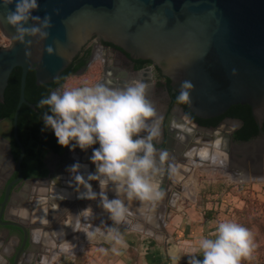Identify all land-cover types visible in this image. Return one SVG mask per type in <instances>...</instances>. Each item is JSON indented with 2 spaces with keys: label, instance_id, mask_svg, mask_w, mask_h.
<instances>
[{
  "label": "water",
  "instance_id": "1",
  "mask_svg": "<svg viewBox=\"0 0 264 264\" xmlns=\"http://www.w3.org/2000/svg\"><path fill=\"white\" fill-rule=\"evenodd\" d=\"M38 3L39 10L33 15L43 18L50 14L53 27L49 38L42 43H36L33 38L29 49L32 55L27 59L24 45L15 43L10 47L15 30L5 18L14 5L8 8L0 6V32L8 40L7 45H0V104L4 103L12 70L21 68L20 93L14 117L1 120L0 125L15 127V137L21 148L19 163L24 156V147L16 133L18 114L23 104L37 110L35 104L25 98L28 72L34 71L36 85L51 83L89 40L98 37L118 47L131 59L151 61L178 93L180 83L190 81L194 90L191 103L186 105L199 119L219 117L234 105H248L258 135L249 140L234 141V132L243 125L241 119L227 118L225 122L207 127L194 122L186 114L194 132L182 133L175 128L176 131L171 133L173 140L177 131L179 134L175 140V159L180 161L189 149L219 141L228 157L227 170L233 180L264 181V0H38ZM57 9L59 15L55 14ZM48 45H52L57 54L49 56L44 52ZM233 69L237 72L235 76L231 74ZM179 110L183 112L182 107ZM182 135H185L184 139ZM166 148L173 149L171 145ZM68 154L69 149L66 148L60 156V166L51 174V182L55 183L60 194L54 198L63 204L74 200L69 201V190L79 198L77 183L74 178L70 179V166L65 165L70 158ZM76 162L82 165L78 174L85 179L95 172L91 161ZM176 162L165 160L161 172L155 177V183L164 192L170 179L169 168ZM68 180H71L70 187L65 184ZM93 183L99 185L96 181H91ZM13 184L8 186L0 203V221ZM79 190L82 192L83 187L80 186ZM87 201L80 198L79 207L92 204V201ZM27 202L16 205L11 214L15 215ZM155 207L157 211L158 204ZM14 219L16 221L3 223L15 227L23 235V243L9 264L17 263L19 253L31 235L28 231L30 226L19 222L15 216ZM162 224L166 226V223ZM1 258L8 260L2 252ZM37 260L40 262V256Z\"/></svg>",
  "mask_w": 264,
  "mask_h": 264
},
{
  "label": "clouds",
  "instance_id": "2",
  "mask_svg": "<svg viewBox=\"0 0 264 264\" xmlns=\"http://www.w3.org/2000/svg\"><path fill=\"white\" fill-rule=\"evenodd\" d=\"M7 14L6 23L14 28L12 47L20 43L25 47L26 59L31 57L33 38L42 43L50 36L53 27L51 15L43 18L33 15L39 10L38 0H0V6H13ZM59 9L55 14L59 15ZM31 23V27H27ZM44 52L49 56L57 54L52 45ZM233 76L237 74L233 69ZM154 83V82H153ZM150 84L143 79H131L122 87H109L102 82L84 83L65 88L61 86L41 98L39 108L43 109L41 120L44 128L50 129L57 144L69 151L79 148L86 151L93 145L90 157L95 172L87 178L79 173L82 165L74 163L68 169L75 175L79 198L100 199V206L113 222L107 234L99 226L86 235L90 239L104 238L120 248H127L118 225L129 223L134 215L127 202L138 201L147 210L164 199L165 192L155 183L161 172V165L167 159V152H160L156 141L161 135L162 117L148 99ZM194 86L190 81L180 83L177 104H190ZM91 181L99 184L101 191H93ZM109 185L114 186L116 198L109 199ZM80 186L85 191L80 192ZM93 218L91 206L73 217V230H79L83 219L90 223ZM136 230L142 231L137 227ZM115 250V249H114ZM255 244L252 232L231 219L220 221L209 235L197 238L190 264H244L253 259ZM198 257H202L199 259ZM175 260V258H174Z\"/></svg>",
  "mask_w": 264,
  "mask_h": 264
},
{
  "label": "flooded vegetation",
  "instance_id": "3",
  "mask_svg": "<svg viewBox=\"0 0 264 264\" xmlns=\"http://www.w3.org/2000/svg\"><path fill=\"white\" fill-rule=\"evenodd\" d=\"M91 71H94L93 74L90 73ZM73 77L85 78L82 81H77L78 83H76L74 87L80 86L84 83L94 84L97 82H102L109 87H122L127 81L134 78L143 79L145 82L149 83L150 87L148 89V99L153 103L158 115L162 117L161 135L155 142L156 147L160 152L162 150H167V152H169L166 160L170 163H172V159L179 161L175 159V155L177 153V144L175 140L179 135L177 132H190L187 130V127H190L192 123L187 119L186 114L189 115L194 122H198L201 126H205L200 123L198 120L199 118L195 119L186 112L183 106L175 102L174 97H177L179 93L172 89L168 78L163 76L160 70L151 61L131 59L129 55L121 51L118 47L105 43L98 37H93L89 40L82 50L74 57L72 63L60 74V76L53 82L47 83L49 84V91L47 92V95H49L52 90L60 88L61 86L66 88L71 85L69 82ZM33 104H35L37 109L36 112L38 113V120L34 122L31 127L26 126L20 128L19 114L17 118L16 133L18 140L24 147V156L20 163L19 157L21 154V148L15 137V127H10L7 124L0 125V203L4 199L8 186L14 182L10 188L9 198L4 206L3 216L1 217L2 220L0 221V252H2L8 259L4 260V264H9V262L11 263L13 259H15V256L21 249L23 235L18 233L15 227L6 226L3 222L6 220L16 221L14 219V214H11V212H13V209L17 208V206H21L19 203L25 202V200L28 201L30 194L35 195V193L39 190L46 192L45 188H47V193L52 188H55L56 190L55 183L51 182V174L58 169V166H60V156H63L64 151L66 150V148L57 144L54 133L50 129L42 131L44 128L43 121L41 120L43 109L41 111L37 108L39 102ZM181 107L183 108V112L179 110ZM13 117L14 115L11 117H2L0 118V121L5 118L13 119ZM227 118L231 117L222 115L218 124L225 122ZM211 119L214 118L202 120L208 122ZM242 126L238 127L234 134ZM175 127L179 130L176 134H174L175 140H173L171 133L176 131ZM182 138L184 139L185 135ZM24 140L28 143V145L33 147L35 151L34 153L28 154ZM234 141L237 140L234 139ZM167 145H171L173 149L166 148ZM98 147L99 145L97 144L93 145L86 151H81L79 148H76L74 151H69L68 155L70 158L67 160L68 163H65V165L71 166L73 163L80 160L91 161L90 157L93 149ZM180 167L181 164L176 162L169 168L171 172L170 184L168 182L164 200L160 203H164L170 195L171 189L175 186L172 178L175 179L178 177V172H181ZM74 177L73 173H70V179ZM65 184L67 187H70L69 185L71 184V180L66 181ZM110 186L112 187V185H109V188ZM92 188L93 191L97 193L101 190L99 185L94 183ZM83 191L85 190L83 189ZM112 191H114V189L110 192ZM69 192L70 195H73L74 193L71 190H69ZM115 193L116 192L113 194ZM48 195L50 194L48 193ZM56 195L59 196L60 194L57 192ZM74 196L76 197V195ZM79 199L80 198H75L78 202ZM76 203L77 202H66L63 204L62 201L55 199L54 197L49 198L45 204L43 203L45 211H42L41 214H46L52 221L56 219L59 221L62 219L63 221L61 222L67 229L63 232L62 228L57 225L54 233L65 238L70 236V230L68 229H70L71 225L74 224L73 217L76 215L77 206L79 211V205L75 206ZM160 203H158V209ZM98 205H100V203ZM87 207L89 206H84L82 209ZM68 213L70 215L67 217L64 216ZM90 224L91 221L90 223L85 222V225ZM32 243L33 238L29 234L25 246L19 253L16 264H40L39 261H33L32 256H34V253L38 254V250L37 248L30 246ZM0 264H2L1 259Z\"/></svg>",
  "mask_w": 264,
  "mask_h": 264
},
{
  "label": "rangeland",
  "instance_id": "4",
  "mask_svg": "<svg viewBox=\"0 0 264 264\" xmlns=\"http://www.w3.org/2000/svg\"><path fill=\"white\" fill-rule=\"evenodd\" d=\"M2 44L7 45L8 40L5 37H3L0 32V45ZM93 72L94 71H91L90 73L93 74ZM83 79L85 78L84 77L71 78L69 84H71L72 86L69 85L66 88L74 87L75 84L78 83L77 81L80 80L82 81ZM203 145L204 147H207L206 144ZM200 147L203 146H199L198 149ZM210 148H208V150L206 149L209 155H212L214 151L216 152L218 150V148L216 147H213L212 149ZM187 157L189 156L187 155V153H185V157L181 158L183 161L181 159L180 161H177L178 164H181L180 170H182V165L183 166L185 165V167H187V163H188V161L186 160ZM225 162L226 165L224 166L227 169L229 164L227 161ZM229 173L231 176L228 174L225 175V173L221 172V170L219 169L206 170V169H201L200 167H196L195 176H188V179H194L193 188L190 190L189 193H184V197H182L178 201L179 204L178 207L172 209L171 214L170 213L166 214L167 221H166V226L164 227L166 228L168 227L167 229H169V227L174 228V229L170 228V231L172 230V233L174 232V235L175 234L177 235V233L179 234V231H181L184 228L187 229L188 227V230L191 234L192 231L191 229H194L193 230L194 232L196 231L195 228L199 227L200 224H204V226H202V230L200 231V234L203 233L204 235H209L214 231L209 228L210 224L215 228L217 224L224 219L235 220L236 222L247 227L253 234V239L255 244L253 259L251 261H245L244 264H264V181L260 182L258 181V179L236 181L233 180V176L231 172ZM177 176L178 177H176L175 179L172 178V181L174 182L175 185L174 187L179 186L177 182L179 179L182 178V172L179 171ZM169 184H170V179H169ZM111 190L112 187L110 186L107 194L108 193L113 194L115 192V190L110 192ZM168 199L169 196L165 201L167 202ZM99 201L100 199L98 197L96 200H94L95 206L94 205H90V206L94 210V212L96 209H98L99 210L98 213L100 214L99 217H101L102 213H104V210L100 205H98L100 203ZM132 202L134 203L136 201H132ZM166 202L160 203L159 209L156 214H155L156 207L154 209L149 208L150 210L153 211V212L149 211V214L152 215L150 218H154L155 215L160 213V211L162 210V206H164ZM82 210H83L82 207H79V211L81 212ZM68 215L70 214L68 213L65 214L64 216L67 217ZM169 215L170 217L168 218ZM102 218L104 217L102 216ZM61 221L63 220L62 219L59 220V223L57 225H59L64 232L67 229L64 227ZM160 222H162V220H160ZM83 226L84 225H82L81 228H79L81 229L82 234L85 233ZM191 226H193V228H191ZM118 227L122 235H124L126 232L127 233L133 232L130 235L128 234L126 235H128V237H132L133 239H137V237H140L138 234L134 233V231H132L130 228L129 230L121 225H119ZM85 228H88V225H85ZM85 236L86 235L84 234V238H82V242H85L86 244L84 243V246L82 247L83 249L81 248L82 250L81 251L79 250L81 256L86 254L90 257V259L93 260L95 264H102L103 261V259H101L102 257L105 259L107 257L108 259V256L112 252L114 253V251L108 249L103 243H100L103 238H97V239L88 238L87 240ZM145 237H146L145 239L147 240H150L151 238L148 235H146ZM92 241H94V243ZM69 247L71 248L74 246L69 245ZM129 253L135 254V252L132 250Z\"/></svg>",
  "mask_w": 264,
  "mask_h": 264
},
{
  "label": "crops",
  "instance_id": "5",
  "mask_svg": "<svg viewBox=\"0 0 264 264\" xmlns=\"http://www.w3.org/2000/svg\"><path fill=\"white\" fill-rule=\"evenodd\" d=\"M191 131L194 132L192 128L190 132ZM221 172H224L225 175L226 173L230 175L229 170L227 169ZM45 189L47 190V188ZM55 196L58 195L49 196L48 193L45 191L40 193V196L32 195V198L30 197L28 199V202L25 204V206L22 207V209H19V211H17L14 215L19 222H22L23 224L30 226L28 231L31 233V236L33 238V243L30 246L38 249V254L34 253L33 254L34 256H32L33 261L37 262L38 261L37 257L40 256L41 259L39 262L40 264L46 263V259L48 257V254L50 253V249L51 251L52 249H54V247L52 248V246L56 245L59 247L66 245L68 248H70L69 245L76 247L78 245H81L82 243L84 246L85 242H82V238H84V234L86 235L88 229L92 230L93 227L99 226L102 229V231H104L107 234L108 226L113 225V222L109 219V216L105 211L104 213H102L101 217H99L100 214L98 213L99 211L98 209H96L95 212L93 210V218L90 224L91 226L88 225V228H85V226H83L85 233L82 234L81 229L76 231V233L78 232L77 234L73 233V228L71 226L70 229H68L70 230L69 232L71 234L66 238L60 236L59 234L54 233L57 224L59 223L57 219L52 221L45 214L43 222H41L40 224L33 222L30 217L31 212L34 211L35 213L39 211L40 213V211H45L44 206L43 209L36 210V208H38L37 204L39 202L45 204V202L49 200V197L51 198ZM68 197L70 198L69 201L74 199L73 202H77L75 206L79 204V202L75 200L74 195H68ZM108 197L109 199H114L116 198V193L115 194L108 193ZM127 203L129 204L134 215L129 218L130 221L129 224L125 223V224H121V226H124L127 229L130 228L132 231H134V233L138 234L140 237H137V239L128 237V235H130L133 232L130 233L126 232L124 235L121 234L125 242L127 243V248H120L118 245H115L114 242L103 238L100 243H103L108 249L114 251V253L112 252L108 256V259L107 257L106 259L102 257L101 258L103 259L102 264H190L191 256L189 254L192 252V249L195 246L197 238L201 235L200 231L202 230V226H204V224H200L199 227L195 228L196 231L194 232H193L194 229H191L192 230L191 234L188 230V227L185 226L187 227V229L185 228L182 229L181 231H179V234L177 233V235L175 234L176 235L175 236L174 232L172 233V230L170 231V228L171 229L174 228L169 227V229H167L168 227L167 228L164 227V224H162L163 222H160V220L155 219L156 215L154 216V218H150L152 215L149 214V211L153 212L152 210L143 209L141 203L138 201L134 203L132 201ZM92 205L95 206V204ZM23 211L28 215H26V217L23 218L18 217L19 216L18 212H23ZM143 212L145 213L146 217L145 215L142 216ZM156 213L157 211L155 212V214ZM78 214L79 212L76 209L75 216H77ZM102 216L104 218H102ZM81 222H82L81 226L85 225V221L83 219H81ZM134 224H138V227L142 228V231L133 229L132 227H134L133 226ZM191 228H193V226H191ZM209 228L215 230V228L211 224ZM146 235L151 237L150 240L145 239ZM85 238L88 240L87 235L85 236ZM92 242L94 243V241ZM131 250L134 251L135 254H130L129 252H131ZM80 251L78 250L76 252H73L72 254L65 255L67 253L58 250L55 253H53L51 264H95L88 255L85 254L81 256ZM198 258L202 259V257H198Z\"/></svg>",
  "mask_w": 264,
  "mask_h": 264
},
{
  "label": "trees",
  "instance_id": "6",
  "mask_svg": "<svg viewBox=\"0 0 264 264\" xmlns=\"http://www.w3.org/2000/svg\"><path fill=\"white\" fill-rule=\"evenodd\" d=\"M20 79H21V68L16 67L12 70L8 85L5 89L4 93V103L0 104V118L6 116H13L20 93ZM48 87V88H47ZM49 91V84L36 85L35 83V75L34 71L30 70L27 75L26 86H25V98L30 103H37L41 100V98L46 97L47 92ZM176 102V97H174ZM183 106L188 114H190L195 119V117L188 109L186 104H180ZM39 108V107H37ZM42 111V108H39ZM38 113L31 109L26 104L21 106L19 112V127H31L34 122L38 120ZM223 116H229L231 118H238L243 121V126L234 134V139L237 141L240 140H249L256 135H258V128L251 116L250 107L248 105H234L231 106ZM221 116L216 117L214 119L209 120L208 122L198 119L201 124L205 126H215L221 120ZM264 129V125H263ZM25 145L27 147L28 154L34 153L33 147L28 145V143L24 140Z\"/></svg>",
  "mask_w": 264,
  "mask_h": 264
},
{
  "label": "bare ground",
  "instance_id": "7",
  "mask_svg": "<svg viewBox=\"0 0 264 264\" xmlns=\"http://www.w3.org/2000/svg\"><path fill=\"white\" fill-rule=\"evenodd\" d=\"M187 128H188L187 129L188 131L191 130L190 127H187ZM182 137H183V135H182ZM205 144L207 145V147H204L203 146V147H200L199 149L198 148L190 149L187 152V155L189 157H187L186 160L188 161V163H187V167H185V165L184 166L182 165V170H181V172H182V178L179 179L178 182H177V184L179 186L173 187L171 189V193L169 195V199L167 200V202L165 201L166 203L164 204V206H162V210L160 211V213H158L156 215V219L157 220H162L163 223L164 222L166 223V214H169L172 209L177 208L178 205H179L178 204V200L181 199L182 197H184V193H189L190 190L193 188V186H194V179H188V176H195L196 167H200L201 169H206V170H208V169L218 170L219 169L221 171H224L226 169L224 165H226V162L225 161L228 162V157H227L226 153L223 152V150L221 148V143L219 141H216L214 143H205ZM213 147L218 148V150L216 152L214 151L212 155H209V153L207 152V150H208V148L212 149ZM112 189H114V187ZM41 192H43V191L42 190H39V191H37L35 193V195H39L40 196V193ZM46 192H47V190H46ZM48 193L50 194L49 196H51V195L54 196V195H56L57 192H56L55 188H52L51 190H49ZM68 195H70V193H68ZM75 198H78V196L75 197ZM91 201H93V200H91ZM92 204H95V202L93 201ZM37 205H38V208H36L34 206L36 208V210L43 209V207L40 208V206H43V203L39 202ZM18 213H19V216L18 217H22V218L23 217H26V215H28V214L24 213V211L23 212H18ZM33 213H34V211L30 213L31 220L33 222L40 224L41 222L44 221V216L45 215H42L41 214L42 212L39 213V211H37L34 214ZM144 215H145V213L143 212V215L142 216H144ZM133 223H135V222H133ZM127 224H129V223H127ZM133 226L134 227H132V228L137 229L138 224H134ZM76 231L77 230H73V233H76ZM89 231H91V230L88 229L87 232H89ZM53 247H54V249H52V251L50 249V253L48 254V257L46 259V263L45 264H51L52 263L53 253H55L56 251L59 250V251H63L64 253H67V254H72L73 252H76L78 250H81V248L83 247V243L81 245H78V246L74 247V248H68L66 245L59 246V247L56 246V245H54V246H52V248ZM1 262H2V264L5 263V261L2 258H1Z\"/></svg>",
  "mask_w": 264,
  "mask_h": 264
},
{
  "label": "built area",
  "instance_id": "8",
  "mask_svg": "<svg viewBox=\"0 0 264 264\" xmlns=\"http://www.w3.org/2000/svg\"><path fill=\"white\" fill-rule=\"evenodd\" d=\"M2 45H5V44H2Z\"/></svg>",
  "mask_w": 264,
  "mask_h": 264
}]
</instances>
